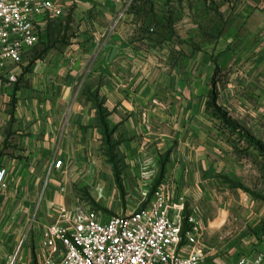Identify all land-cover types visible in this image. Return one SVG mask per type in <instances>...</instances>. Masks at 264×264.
<instances>
[{"label":"crops","instance_id":"obj_1","mask_svg":"<svg viewBox=\"0 0 264 264\" xmlns=\"http://www.w3.org/2000/svg\"><path fill=\"white\" fill-rule=\"evenodd\" d=\"M168 2L137 0L135 10L111 29L116 14L129 8L131 0H62L68 16L43 27L38 44L44 50L37 56L28 52L19 66L0 74V92L14 85L8 75L20 77L13 91L14 122L4 134L11 155L0 156V229L8 233L0 264H10L7 259L54 160L62 161V169L85 170L104 163L110 145L127 166L136 165L137 174L146 177L140 180L150 183L159 174L164 148L173 145L174 162L151 193L166 181L172 202L185 214L197 211L196 201L209 198L216 151L202 142L197 149L182 143L186 135L201 138L197 121L203 109L202 99L184 93L201 86L204 70L214 69L211 55H225L227 63L254 55L264 79V0L197 1L212 10L222 28L210 53L172 42L167 27L149 33L152 23L164 18L158 10L167 9ZM171 88L184 96L172 101ZM188 152H199L193 171L192 160L185 159ZM54 172L52 185L58 176ZM58 208H64V200L50 192L39 210L47 218L43 228L55 222Z\"/></svg>","mask_w":264,"mask_h":264},{"label":"rangeland","instance_id":"obj_2","mask_svg":"<svg viewBox=\"0 0 264 264\" xmlns=\"http://www.w3.org/2000/svg\"><path fill=\"white\" fill-rule=\"evenodd\" d=\"M131 1L134 3V0ZM197 1L169 0L167 9H157L161 14L165 13V16L153 25V32L167 27L174 38L172 42L210 53L211 45L216 44L214 42L222 28L217 26L212 10L202 7ZM166 13H169L168 18ZM32 50L37 56L44 48L37 44ZM30 59H27L28 62ZM209 64L214 69L209 73L204 70L201 86L184 93L203 101L202 116L197 121L201 123L202 129L198 135L203 140L195 135H186L182 143L197 149L202 142L216 151V159L211 165L213 173L209 198L194 204L203 225V244L213 248L219 259L226 263L245 254L264 251V156L248 146L246 140L250 139L264 147V79L259 76L258 62L254 55L245 59L239 57L235 62L231 60L228 63L225 55L216 58L211 55ZM215 68L218 72L214 78L217 104L237 126L238 134H232L221 127L207 108L208 95L213 88L210 84L211 75H214ZM19 78L14 83L16 86L11 85L8 90L0 92V156L11 155L10 151L5 150L4 134L9 133V126L14 122L13 91L20 85ZM168 95L172 101L178 95L184 96L174 88H171ZM171 148H164V153L159 157L160 171L163 172L159 171L150 183L140 180L143 176L137 174L136 165L127 166L110 145L104 151V163L85 170L67 166L57 171L54 185L50 180L55 172L48 174V166L41 195L36 199L28 215V222L18 235L14 251L7 262L41 263L39 239L47 218L39 215V210L50 192L58 193L64 200V208L69 212L81 205L105 217H113L144 208L153 185L162 177L161 173L167 175L166 170L174 162L171 160ZM184 149L183 146L182 151ZM198 153L186 154L185 159L192 160V171L195 170L198 158L195 155ZM43 205L47 206L46 203ZM7 235V231L1 228L0 251L6 246L4 239Z\"/></svg>","mask_w":264,"mask_h":264},{"label":"built area","instance_id":"obj_3","mask_svg":"<svg viewBox=\"0 0 264 264\" xmlns=\"http://www.w3.org/2000/svg\"><path fill=\"white\" fill-rule=\"evenodd\" d=\"M126 12L127 7L116 14L111 29ZM67 16L62 0H0V74L21 64L47 23ZM7 77L9 84L16 82ZM62 168V161L54 160L48 174ZM3 176L1 171L0 187ZM170 190L162 180L144 208L113 217L81 205L72 212L58 208L55 222L41 231L40 264H223L202 242L198 212L185 214ZM227 264H264V251Z\"/></svg>","mask_w":264,"mask_h":264},{"label":"trees","instance_id":"obj_4","mask_svg":"<svg viewBox=\"0 0 264 264\" xmlns=\"http://www.w3.org/2000/svg\"><path fill=\"white\" fill-rule=\"evenodd\" d=\"M138 1H142V0H138ZM136 2H137V0H134V3L131 4L132 6L131 5L129 6L127 12H130L131 10H135ZM155 23L156 22H153L152 24L154 25ZM148 30H147V32H148ZM149 33L153 34V29H152V32L149 31ZM216 73H218V72H217V69L215 68V72L213 73L214 75L212 76L211 81H210V84L213 88L210 90L209 95H208V100L206 103L207 108L211 111L213 118H215L220 123L221 127H223L227 131H230L232 134H238L237 126L234 123H232L230 121V119H228L227 114L225 112H223L217 104V96L218 95H217L216 89L214 88V86H215L214 78H215ZM246 140L248 142L247 143L248 146L253 147L258 153H260L264 156V147H262V145H260L259 143H254L250 139H246Z\"/></svg>","mask_w":264,"mask_h":264},{"label":"water","instance_id":"obj_5","mask_svg":"<svg viewBox=\"0 0 264 264\" xmlns=\"http://www.w3.org/2000/svg\"><path fill=\"white\" fill-rule=\"evenodd\" d=\"M13 264V263H12Z\"/></svg>","mask_w":264,"mask_h":264}]
</instances>
